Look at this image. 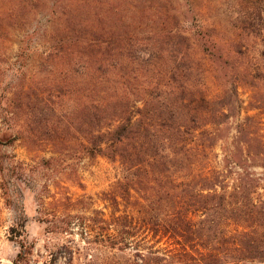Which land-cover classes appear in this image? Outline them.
Here are the masks:
<instances>
[{"label": "rangeland", "instance_id": "obj_1", "mask_svg": "<svg viewBox=\"0 0 264 264\" xmlns=\"http://www.w3.org/2000/svg\"><path fill=\"white\" fill-rule=\"evenodd\" d=\"M152 14L159 15V20ZM8 25L13 29L6 31ZM163 30L165 34L172 32L173 52L168 45L158 51L159 43L153 41L163 35L159 32ZM109 35L122 36L132 44L134 63L128 65L125 60L114 70L104 62L106 81L101 89L110 94L129 91L133 99L141 98L149 87L163 93L171 86L178 92L182 83L178 70H182L191 73L186 87L198 101L202 97L216 101L213 114L219 103L227 106L229 116L211 132L213 136L235 138L238 125L252 117L240 137H261L264 143V0H0L2 87L15 91L23 86L31 95L44 99L42 104L34 102L41 114L30 127L28 138L18 135L15 139L14 130L0 129V159L4 164L3 180L0 175V264L135 261L134 249L118 251L101 242L100 220L109 219L116 211L105 194L119 197L118 183L127 173L118 162L103 157L89 159L84 154L83 139L97 128L94 121L102 122L105 113L101 106L85 99V84L95 79L96 72L87 71L89 65L84 62L85 68L73 63V58L78 60L73 56L78 54V40L102 42ZM115 41L116 45L124 43ZM205 42L214 48L210 54L205 51ZM141 51L144 55L139 54ZM183 52L189 55L191 70L183 69L179 60ZM72 70L78 71L76 75ZM87 72L94 74L93 79L85 78ZM111 72L113 75H107ZM167 75H173L174 81H156ZM89 96L99 99L97 91ZM192 96L184 93L187 99ZM208 117L222 120L216 114ZM222 145L225 142L218 141L213 157L221 153ZM213 157L211 166L220 167ZM256 173L262 175L264 171L256 169ZM182 174H186L184 192L192 191L198 179L185 171ZM256 193L264 215V181L259 182ZM119 201L121 213L138 210L142 220H148L152 212L160 216L166 209ZM255 231L252 238L245 236L246 242L256 243L241 250L245 258L242 264H264V219ZM147 241L145 248L151 252L148 264L207 263L198 256L200 252L205 256V250L184 251L168 237H149ZM184 253L189 255L187 259L182 258Z\"/></svg>", "mask_w": 264, "mask_h": 264}, {"label": "trees", "instance_id": "obj_2", "mask_svg": "<svg viewBox=\"0 0 264 264\" xmlns=\"http://www.w3.org/2000/svg\"><path fill=\"white\" fill-rule=\"evenodd\" d=\"M151 17L159 20L157 14ZM5 29L7 31L13 27L8 25ZM159 32L163 35L153 40L159 43L158 51H163L164 46L168 45L173 52L170 44L172 32ZM107 37L102 42L95 39L86 42L78 40V54H73L78 59L73 58V63L85 68L84 62L89 65L87 71L94 69L96 72L95 79L93 73L85 74V78L93 79L85 84V99L89 104L101 106L105 113L102 122L94 121L97 128L90 130L83 139L84 154L89 159L103 157L111 163L118 162L127 173L123 181L118 183L119 197L105 194L116 211L109 219L100 220L101 242L118 251L134 249L133 264H148L151 252L145 246L148 245L149 237L157 236L175 240L184 251L205 250V256L197 250L195 253H199L198 256L201 260L205 259L206 264H242L245 260L242 255L244 246L256 243V240L246 242L245 236L252 238L260 220L264 219L258 204V198L261 197H255L259 182L264 181V174L260 176L256 173V169L264 171V143L261 137H240V131H244L242 128L248 125L252 117L238 125L235 138L213 136L211 132L225 123L224 119L229 116L225 113L227 106L219 103L220 108L213 114L212 104L216 101L202 97L199 101L203 103L199 105L196 94L186 87V83L192 79L191 73L187 75L182 70H178L182 82L178 92H174L171 86L163 93L158 88L149 87L141 98L134 99L129 91L107 93L105 88L101 89V84L106 81L103 66L107 64L109 69L113 67L116 70L117 63H126L125 60L129 61L128 65L133 64L132 58L135 56V48L124 41L122 36L121 39L110 35ZM71 38L76 37L72 35ZM115 40L124 43L116 45ZM181 40L187 41L186 38ZM207 43L204 44L205 51L210 54L209 51L214 48L210 42ZM145 53L148 55V52ZM139 54L144 55V52ZM179 60H182L184 71L191 70L192 64L187 52H183ZM72 72L76 75L78 71ZM3 74L0 66V129L6 132L14 130L15 139L18 135L20 138L24 135L28 138L30 127L41 114L36 104H42L44 99L36 94H32L35 96L33 98L23 86L14 88L15 91L9 86L2 87ZM107 75H113V72ZM156 81L169 83L174 80L173 75H167ZM74 90L76 88L72 92ZM95 91L99 97L96 101L89 96ZM186 91L193 95L192 98L184 97ZM109 109L113 111L110 114L107 113ZM210 114L212 118L218 115L222 118L221 122L209 118ZM90 122L88 126L91 129L93 122ZM218 141H224L225 145L219 146L220 154H214L220 167H213L211 156L215 153ZM198 163L200 165L196 166ZM3 165L0 159L2 180ZM184 171L187 176L198 179L192 191L184 192ZM119 199L131 205L136 203L143 206V203H148L166 209L162 210L160 216L152 212L148 220H142L138 210L121 213ZM248 228L253 231L247 234ZM221 248H224L222 253L219 252ZM184 257L187 259L189 255L184 253Z\"/></svg>", "mask_w": 264, "mask_h": 264}]
</instances>
